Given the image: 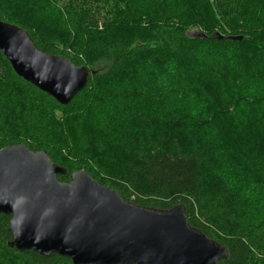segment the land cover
Here are the masks:
<instances>
[{
  "label": "trees",
  "instance_id": "obj_1",
  "mask_svg": "<svg viewBox=\"0 0 264 264\" xmlns=\"http://www.w3.org/2000/svg\"><path fill=\"white\" fill-rule=\"evenodd\" d=\"M104 1L0 0V19L27 30L40 50L96 71L62 105L0 51V149L46 150L67 168L60 181L85 169L137 205L183 204L192 226L228 248L220 264H264V200L241 195L219 171L228 162L247 188L264 187V111L246 113L249 133L214 135L229 126L220 111L238 105L226 86L264 83V0H129L128 9L99 11ZM189 105L206 118L184 117ZM11 219L0 214V264H74L10 247Z\"/></svg>",
  "mask_w": 264,
  "mask_h": 264
},
{
  "label": "water",
  "instance_id": "obj_2",
  "mask_svg": "<svg viewBox=\"0 0 264 264\" xmlns=\"http://www.w3.org/2000/svg\"><path fill=\"white\" fill-rule=\"evenodd\" d=\"M0 51L15 73L69 105L96 71L40 50L24 28L0 19ZM46 150L0 149V214L11 215L10 247L57 253L74 264H220L227 247L192 226L186 208L157 209L126 201L87 170L70 181Z\"/></svg>",
  "mask_w": 264,
  "mask_h": 264
},
{
  "label": "rangeland",
  "instance_id": "obj_3",
  "mask_svg": "<svg viewBox=\"0 0 264 264\" xmlns=\"http://www.w3.org/2000/svg\"><path fill=\"white\" fill-rule=\"evenodd\" d=\"M130 1L129 0H105L104 2H102L101 4H97V7L99 8V11H106V9L111 10L109 7L111 6H116V7H120L122 9H128ZM193 35H199L200 32L199 30H192L190 32ZM6 74L5 72L0 69V92L3 91V89L5 88L6 85ZM237 87V90H235L234 88H232V86L228 85L226 86V89L228 90H232L235 93V101L238 103V105L235 103L236 108L233 109V107L230 106L229 110H221L220 112L225 113L226 111L230 114L229 116L222 114L220 117V113L219 116L220 119H225L226 122L229 121V123L227 125H229L228 127L223 126V124L219 123V126L221 127V132L222 134L218 135L219 133L216 132L214 133V135L217 136V139H222V136L226 135V137H232V139L234 138L235 135H238L236 131L238 130H243L242 134L245 133H249L250 129L247 125V117H245L246 113L248 111L254 112L260 110L261 112L264 111V102H259V104H256L254 106L248 107L246 106V102H244V100H246L247 102H256V100H258V97H262L264 99V83H262L261 87L259 86L258 89H256L255 87L252 88V86H245L244 84H240V85H235ZM251 88V90L248 89ZM4 93V91L2 92ZM242 93H248L249 96H245L243 97V100H240V94ZM251 95V96H250ZM255 95V98H254ZM234 101V102H235ZM181 113H183L184 117L187 116V114H192L193 118L196 119H205L206 115H205V111L201 110L199 108V106L196 107V105H189L186 107H183L180 109ZM187 113V114H186ZM182 115V116H183ZM224 115V116H223ZM216 117V116H215ZM213 118V117H212ZM229 118L231 119V121L229 120ZM224 132H226L224 134ZM247 139L249 134L244 135ZM240 137V136H239ZM260 141H262V138L260 139V137L256 138V142L253 141V145H257L259 146V148H262V144H260ZM264 150V149H263ZM230 167V163L225 162L223 163V166H221V168L219 169L221 173V175L228 177L229 179L231 178L232 181L234 182L235 186L237 187L238 191L240 192L241 195H245V196H252V195H258L261 196L264 200V187L263 188H257L256 186L253 187H246L245 182L241 181L239 177H236L237 175H235L233 173V171H231L230 169H228ZM236 177V178H235Z\"/></svg>",
  "mask_w": 264,
  "mask_h": 264
}]
</instances>
